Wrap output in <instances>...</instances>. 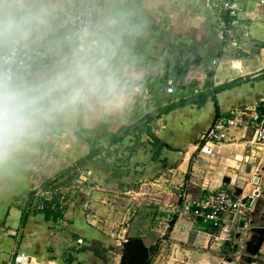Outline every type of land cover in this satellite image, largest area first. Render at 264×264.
Segmentation results:
<instances>
[{
	"label": "crops",
	"instance_id": "obj_1",
	"mask_svg": "<svg viewBox=\"0 0 264 264\" xmlns=\"http://www.w3.org/2000/svg\"><path fill=\"white\" fill-rule=\"evenodd\" d=\"M237 1L241 7L238 17H228L230 21L225 22L222 14L218 16L196 1L73 0L74 10L113 8L127 14L134 31L124 38L121 55L135 90L131 103L121 111L81 114L79 125L78 115L58 119L0 166V224L5 225L0 226V264H10L8 253L15 249L9 236L19 230L20 244L11 264H120L122 244L133 238L148 250L149 264H223L231 249L225 240L227 226L212 230L208 223L178 217L167 231L166 222L168 206L182 187L199 198L222 185H229L249 206L235 223L240 228L235 233L240 249L247 256H264V155L248 156L252 129L230 128L225 138L213 145L211 155L197 151L200 136L217 118L211 97L200 106L196 103L209 72L211 88L241 80L215 94L218 117H232V112L240 109L250 115L264 104V78L256 79L264 72V0ZM218 17L230 33L221 31ZM63 31V22L54 20L48 34L31 47L54 46ZM54 59L55 53L30 72L46 71ZM150 79L158 83L151 84L152 89L147 84ZM166 80L173 81L172 93L164 90ZM182 102L185 104L167 113L159 111ZM147 120L161 145L144 132L124 137L102 151L97 164L87 160L82 165L83 175L76 176L91 185L81 182L73 197L64 201L62 218L53 221L42 214L30 215L20 229L26 198L22 207L11 205L13 199L36 190L88 155L90 144L84 136L76 135L77 130L96 128L99 138L105 132L116 133L122 126L134 127ZM42 143L48 148L47 155L42 153ZM95 182L113 185L115 195L110 196L137 195L145 185L150 199L159 197L152 200L154 207L145 208L151 213V224H142L135 217L141 211L138 206L125 210L122 205H104L101 198L106 194L96 189ZM129 182L141 185L128 190L122 183ZM125 212L130 223L122 244L98 231L102 224L114 225L110 234L115 237V224L121 221L118 215ZM57 227L61 231H56ZM28 244L32 248H27ZM93 244L101 245L102 255L89 249ZM17 256L23 258L22 263L15 262Z\"/></svg>",
	"mask_w": 264,
	"mask_h": 264
},
{
	"label": "clouds",
	"instance_id": "obj_2",
	"mask_svg": "<svg viewBox=\"0 0 264 264\" xmlns=\"http://www.w3.org/2000/svg\"><path fill=\"white\" fill-rule=\"evenodd\" d=\"M73 0H0V166L67 115H105L131 103L134 88L122 59L134 25L123 11L73 15ZM63 19L55 59L33 74L20 54Z\"/></svg>",
	"mask_w": 264,
	"mask_h": 264
},
{
	"label": "built area",
	"instance_id": "obj_3",
	"mask_svg": "<svg viewBox=\"0 0 264 264\" xmlns=\"http://www.w3.org/2000/svg\"><path fill=\"white\" fill-rule=\"evenodd\" d=\"M204 4L209 10L215 12L218 16L227 14V16L234 20L238 17L241 7L237 0H189ZM86 8L81 10H74L73 15L79 12H87ZM63 17L57 19L63 22ZM220 21V29L223 33L228 34L230 31L225 26V22L218 17ZM54 46H45L43 48H32L27 52L20 54V59L32 69V64L43 63L48 57L54 54V51H49ZM215 64V62H213ZM164 90L167 93L174 91L173 81L166 80ZM250 115L246 110H235L232 112V117L229 118H215L210 127L200 136L197 151L203 155H211L213 153V145L225 138V135L230 128L246 129L250 127L253 131L251 138V145L248 147V156L254 154H264V104L259 111L251 110ZM247 156V157H248ZM179 203L171 206L167 214V220H171L173 216L188 217L201 220L203 223L211 224L215 228H225V240L230 242V247H236L238 244L232 233V229L240 230L237 227L236 218L243 214L244 211L249 210V206L234 194L229 185H222L217 191L203 195L199 198H193L187 188H182L178 192ZM237 227V228H236ZM164 236V234H163ZM163 241V240H161ZM259 260H264L259 259ZM16 263H22V257L15 258ZM252 264H262L254 262Z\"/></svg>",
	"mask_w": 264,
	"mask_h": 264
},
{
	"label": "trees",
	"instance_id": "obj_4",
	"mask_svg": "<svg viewBox=\"0 0 264 264\" xmlns=\"http://www.w3.org/2000/svg\"><path fill=\"white\" fill-rule=\"evenodd\" d=\"M222 17L225 22L230 21V19L228 18L226 14H222ZM38 67L39 66L37 65V63H35L34 70H37ZM210 78H211V72L208 73L207 79L205 83L203 84L201 95L196 96V103L197 105L200 106L204 103V101L208 97H211L213 104H214L215 117H218L219 110H218L217 101L215 99V94L238 85L241 80L211 88L210 82H209ZM263 78H264V72L261 75H259L256 79L259 80ZM148 82L149 83L147 84L150 89H152L150 87L151 84L158 85V83L157 82L155 83L153 79H150ZM183 104H185V102H182L179 104L168 105V106L162 107L159 111L160 113H167L177 107L182 106ZM262 106H260L259 110L262 109ZM80 119H81V114L78 115V125L80 123ZM149 121L150 120L144 121L142 123H137L134 127L122 126L116 133L105 132V134H102L99 138H96L97 136L96 128L93 131L77 130L76 135L84 136L85 140L90 144V151L87 156L78 160L75 164L77 166H81L87 160H91L93 163H96L95 162L96 157L100 153H102V151H107V149L117 144L118 142L122 141L124 137L130 134H134L136 131L139 133H142V132L146 133L152 139L154 143L161 145L159 140L156 139L155 136L152 134L151 127L149 126V123H150ZM100 140L104 142V146L100 144L99 142ZM104 148L106 149L104 150ZM69 170L70 169H66L60 174H58L55 178L44 182L39 188L40 190L39 193L38 191L34 190V191H29L26 194H24V197L26 198V202L22 210V216L20 220V229L24 227L26 219L30 215L42 214L45 220H53V221L62 218V212L65 209V205H64V202L62 201L61 195L55 194V195H52L51 198H39L38 195L40 193L48 192L50 187L56 181H58L59 179H62V177H64L65 174H67ZM176 197H177L176 203H179L180 200L178 199V195H176ZM176 219L177 217L173 216L172 219L168 221L167 231L170 229V227L172 226L173 222ZM192 219L200 223L202 222L199 219H195V218H192ZM207 225H209L210 228H212V230L220 229V228L213 227L211 224H207ZM235 236L236 234L233 235V239H236ZM225 245L229 246L228 243ZM237 249L238 247L237 248L232 247L231 252L236 253ZM147 252L148 250L142 246L141 241L139 239L137 238L128 239L122 244V255L120 259V264H149L150 259H148ZM256 256L257 254H254L253 256H243V257L241 256V259H243V264H252L254 262H259V263L264 264V260L257 261L253 258Z\"/></svg>",
	"mask_w": 264,
	"mask_h": 264
},
{
	"label": "rangeland",
	"instance_id": "obj_5",
	"mask_svg": "<svg viewBox=\"0 0 264 264\" xmlns=\"http://www.w3.org/2000/svg\"><path fill=\"white\" fill-rule=\"evenodd\" d=\"M40 146H41V149H42V153H45L46 154L48 152V148L46 147V145H44V143H42ZM101 154L102 153H100L99 155H101ZM101 158H103V156H101ZM101 158L100 159H97L98 162L101 160ZM97 160H95V162H97ZM81 167H82V165L81 166H77L76 164L69 166L67 168V169H70L68 171V173L65 174V176L62 177V179H59L58 181H56L50 187V189H49L48 192L40 193L38 195V197L39 198H51L52 195L58 194V195H61L62 196V201L63 202L66 201V200L68 201L70 198L73 197L74 191L79 190V188L82 186L83 183L89 184V183H87V181L84 182L83 179L80 178L81 175H83L82 174V169H80ZM77 174H79L80 177L76 176ZM81 182H83V183H81ZM122 184H124V186L128 190H132V189L134 190L135 188L140 187V185H141L139 183L138 184H135V183H132V182L122 183ZM90 185L91 184H89V186ZM94 185H96V187H97L96 189L98 191H100L103 194H106L104 197L101 198V200H103L105 202L104 205H122V207H125L126 208L125 210L129 209V207H131V206H138V208H140L141 211L140 212H136L135 217H137L139 220H142V224H146V222L147 223L149 222V224H151V222L149 221L150 220L149 218L151 216V213H147L145 211L146 210L145 208H152V207H154L155 205L152 203L154 201H152V200L153 199H156V198H159V197L156 196L155 198L150 199L151 198L149 196L150 192H148V189H145V185H142L141 186V188L139 189V192L137 193V195H134V194H132V192H130L131 194L130 193H126V194L120 193L119 196H110V194L113 193L111 190H113L115 188L113 185L96 184V182H95ZM40 186H38L36 188V190H38V193L40 191L39 190ZM130 186H132V187H130ZM121 191H123V190L121 189ZM26 193L27 192H24L20 196L14 198L11 205H18L19 204V206L22 207V205L24 204V200H25L24 194H26ZM113 194L115 195V193H113ZM177 195H178V193H177ZM176 201H177V199L173 203L169 204L170 205V206H168L169 207L168 208L169 210L171 209V206H173V205L176 204ZM168 213L169 212H167L166 214H168ZM126 214H128V213L125 212V214H119L118 215V217L121 215V221L118 224H115V227H116L115 229L117 230L116 232H114V236L115 237L111 236V234H110V232L112 231V228H113L114 225L111 226V224H102V226L100 228H98L99 229L98 231L101 234H103L104 236L111 237L115 241H121V244H122V240L125 239L126 236H127V234H128V232H127L126 229L129 228V223H130L128 221V217L127 218L124 217ZM3 215H4V213H3ZM128 216H129V214H128ZM6 217L7 216H5V219H6ZM239 217H237L235 221H237L239 219ZM168 221H170V220H166V222H168ZM59 223L60 224H63L61 222H59ZM0 226L3 227V228L5 227L4 224H0ZM237 227H238V225H237ZM57 228L58 229L56 231H61V228L60 227H57ZM227 229H228V227H227ZM125 231H126V233H125ZM234 232H238L239 233L240 230H238V229H236V230L232 229V233H234ZM21 234H22V230H19V231H15L13 234H11L9 236L10 242L13 243V245H14L13 247L15 249V252L14 251L13 252L11 251V252L8 253V256H10L9 257L10 258L9 259L10 264H11V257H12V255L14 253H16L17 247L20 244V239H21L20 238V235ZM162 236H161V238H162ZM31 244L33 245L34 243L31 242ZM31 244H28L27 245V248H32L31 247ZM241 246H242V244H241V242L239 240V243L235 247V248L238 247L236 253H232L231 252V249H228L229 255L226 256V258L223 261V264H243V259H241V256L243 257V256H247V255L245 254L244 251H242V249H240ZM100 247H101V245L98 246V245H94L93 244V245H91L89 247V249L90 250H93L96 255H102V252L103 251L100 250ZM119 248H121V246ZM120 252H121V249H120ZM64 255H66L65 252H64ZM253 258L258 261L259 259H263L264 256L263 255H261V256L257 255L256 257H253ZM7 264H9V263H7Z\"/></svg>",
	"mask_w": 264,
	"mask_h": 264
},
{
	"label": "water",
	"instance_id": "obj_6",
	"mask_svg": "<svg viewBox=\"0 0 264 264\" xmlns=\"http://www.w3.org/2000/svg\"><path fill=\"white\" fill-rule=\"evenodd\" d=\"M34 66H35V64L33 63V64H32V68H34ZM246 244L249 246V242L246 243ZM246 253H252V250H250V249H246Z\"/></svg>",
	"mask_w": 264,
	"mask_h": 264
}]
</instances>
